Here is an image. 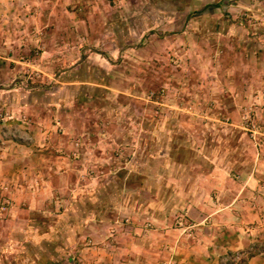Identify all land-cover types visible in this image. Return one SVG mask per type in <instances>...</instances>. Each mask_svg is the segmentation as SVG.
Returning a JSON list of instances; mask_svg holds the SVG:
<instances>
[{
  "label": "rangeland",
  "instance_id": "rangeland-1",
  "mask_svg": "<svg viewBox=\"0 0 264 264\" xmlns=\"http://www.w3.org/2000/svg\"><path fill=\"white\" fill-rule=\"evenodd\" d=\"M261 153L264 0H0V162L28 160L31 197L48 160L65 171L72 164L75 182L25 230L13 222L19 237L0 264L56 254L58 264H117L122 225L139 244L159 245L155 234L170 232L164 256L132 264H179L180 247L204 241V226L183 209L199 200L201 176L217 167L241 182ZM208 190L200 201L212 208ZM8 191L0 184V227ZM51 223L64 233L54 252L38 233ZM260 243L219 263L238 253L247 262L264 252Z\"/></svg>",
  "mask_w": 264,
  "mask_h": 264
},
{
  "label": "crops",
  "instance_id": "crops-1",
  "mask_svg": "<svg viewBox=\"0 0 264 264\" xmlns=\"http://www.w3.org/2000/svg\"><path fill=\"white\" fill-rule=\"evenodd\" d=\"M243 89V92H249L251 85L246 86L243 84ZM121 134H123V131ZM182 151L183 148L179 147L178 151H173L172 154H179ZM166 152L167 154L169 153L168 150ZM167 154L163 153V155ZM168 155L170 157L171 154L169 153ZM248 155L249 153H247ZM258 157H261L259 164L250 165L241 182H236L235 179L229 178L226 171L217 167L212 168L209 174L201 176V181L197 182L196 185L197 191L200 192L199 200L192 197L186 202V206L183 209L185 216L195 223V226H204L201 230H203L205 237L202 242L190 243L188 247L186 246L187 248L180 247L179 254L182 257L178 259L179 264L188 258H193L194 254L202 258L200 260L201 264H220V259L225 254L247 250L256 242H261L260 244L264 242V169L261 168L264 166V159L262 158L264 153L259 154ZM258 159L256 158L255 162ZM30 161L32 162V160ZM172 161L179 165L178 161ZM28 163V160L25 159V162L22 160V163L17 165V167H14V165L5 167L4 162H0V184L7 185V189H9L7 196H10L12 201L9 214L1 221L3 226L0 227V251L4 250V246L6 247L9 244L8 240L10 237H19V234H16L19 229H13V222L17 223L22 230H25L31 221V217L43 215L46 207L49 208L51 206V208H54V204L60 200V196L65 194L67 190L74 188V175L69 173V167L72 168V164L69 163L65 171L56 164L59 163L58 161L52 163L51 160H48L38 171L43 178L39 180L36 192L31 197L28 185L35 177L36 172ZM62 163L68 164L66 160L62 161ZM211 176L217 177L215 180L218 179V181H214V183L206 181V183V177L211 178ZM24 180L25 182H23ZM208 189L215 190L212 194L213 198H210L212 208H209L202 200L200 201L204 193L209 192ZM68 199H70V195ZM66 206L67 208L64 209V212L72 208V201L68 202ZM50 211L52 210L50 209ZM65 215L66 219H70V213ZM54 216L58 217L57 215ZM220 218L225 221H220ZM52 219L54 218H51V221ZM93 219L98 220L102 224L105 223L104 220L98 217ZM122 227L119 230L120 233H118V246L115 247L117 264H132V257L137 263H139L138 261L144 263L152 259L153 256H159V254L164 256L165 250L172 244L167 238L170 232L164 228L155 234L164 240L163 243L158 245L152 240L146 241V244H139L135 239L138 234L134 232L133 227L126 228L125 226L123 229ZM224 227L228 233L221 236L219 234V232L222 234L220 228ZM128 229H130V232L124 234V231L128 232ZM40 230L38 233L49 235V243H44V247H49L48 250L54 252L60 246V241H62L59 235L64 233L60 232L57 226L53 229L52 223L48 230L46 228ZM53 235H56V237ZM219 239L220 241H218ZM21 247L26 248L27 245L21 243ZM139 248L145 249L146 254L140 255ZM27 252L28 250L25 252L26 255L28 254ZM55 256L56 260L54 259V261L52 258ZM57 256L59 255H51L50 261L44 260L42 263L37 259L36 262L37 264H58ZM247 264H264V252H257L250 256Z\"/></svg>",
  "mask_w": 264,
  "mask_h": 264
},
{
  "label": "built area",
  "instance_id": "built-area-1",
  "mask_svg": "<svg viewBox=\"0 0 264 264\" xmlns=\"http://www.w3.org/2000/svg\"><path fill=\"white\" fill-rule=\"evenodd\" d=\"M242 258H243L242 255L238 253L235 254L232 258L230 257L228 260L234 262L233 264H243Z\"/></svg>",
  "mask_w": 264,
  "mask_h": 264
},
{
  "label": "trees",
  "instance_id": "trees-1",
  "mask_svg": "<svg viewBox=\"0 0 264 264\" xmlns=\"http://www.w3.org/2000/svg\"><path fill=\"white\" fill-rule=\"evenodd\" d=\"M170 157H172V156H170ZM243 264H247V262L244 261Z\"/></svg>",
  "mask_w": 264,
  "mask_h": 264
}]
</instances>
